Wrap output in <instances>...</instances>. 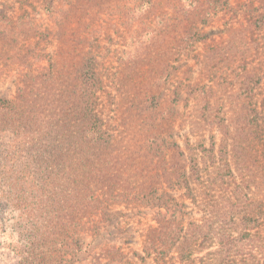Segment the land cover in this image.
I'll use <instances>...</instances> for the list:
<instances>
[{
    "label": "rangeland",
    "instance_id": "rangeland-1",
    "mask_svg": "<svg viewBox=\"0 0 264 264\" xmlns=\"http://www.w3.org/2000/svg\"><path fill=\"white\" fill-rule=\"evenodd\" d=\"M0 143L15 187L28 159L51 199L91 188L90 246L63 264L251 263L222 237L264 239V0H0ZM37 207L0 205V264H44ZM177 231L190 262L157 243Z\"/></svg>",
    "mask_w": 264,
    "mask_h": 264
},
{
    "label": "trees",
    "instance_id": "trees-1",
    "mask_svg": "<svg viewBox=\"0 0 264 264\" xmlns=\"http://www.w3.org/2000/svg\"><path fill=\"white\" fill-rule=\"evenodd\" d=\"M199 40L198 33L194 32L193 34L186 36L183 41L186 43V48H190ZM182 49V43L179 45L178 42H174L170 53H174L175 56H178ZM158 56H160V54H158ZM157 114L158 118L165 115L160 106L157 107ZM37 141L42 142L43 140ZM13 142L14 141L11 142V145ZM31 144L35 146L33 141H31ZM41 157L42 156H38L39 159L34 158V160H38L37 163L40 167L44 165V159ZM12 160L13 153L10 152V147L7 144L0 143V205L3 204V206L10 207L15 197H19L24 203H26L27 200H30V203L38 205L34 210L36 212L34 220L26 221V219L22 217V221L25 225L24 229L40 233L42 238L41 242H44V264L51 262L63 264L65 263V256H71L72 254V257L75 258L77 255L83 252L85 253L90 245L84 242V235L85 232L90 229L87 225L94 215V208L91 205L92 200H90L89 196L91 188L89 186H82L71 189V191L75 192L79 200L51 199L63 190L58 189L57 187L52 188L48 195H46L48 190L43 187L26 186V183L24 182L25 179H30L32 177L38 179V175L43 171L36 172L37 176H35L30 171V164L32 161H29L28 159L21 162L22 168L19 171V175L22 183L20 186L15 187L13 186L15 172L12 171L14 168ZM29 196L31 199L35 200L29 199ZM44 198L47 200H44ZM259 209H262L261 205L258 206L257 210ZM1 225H3V222H0V226ZM259 227V223L255 222L251 228L245 229L239 237L225 239L222 237V241L228 246V248L225 249L226 253L230 252L232 254L239 249L246 250L243 252L238 251L236 254L247 253L249 259L252 261L251 263H248L245 258L240 257L242 260H240V264H263L262 261L264 260V256L261 261H258L253 255L255 244L261 243V241L264 242V239L260 237L258 233ZM177 230L179 229L177 228ZM180 237L178 231L173 237L163 234L157 237V243L164 244V240H166L171 245H174L179 239H184V246L178 248V259L181 263L186 261L190 262L193 256L198 253L197 250H194L198 237L194 236V234H190L187 240L186 237ZM157 243H154L153 240L151 247L148 250L154 251ZM22 260L24 262L26 259L23 258ZM234 263L239 264L236 263L235 260Z\"/></svg>",
    "mask_w": 264,
    "mask_h": 264
}]
</instances>
